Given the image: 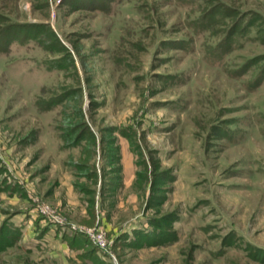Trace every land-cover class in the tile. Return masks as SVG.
Instances as JSON below:
<instances>
[{"label":"rangeland","instance_id":"374dc122","mask_svg":"<svg viewBox=\"0 0 264 264\" xmlns=\"http://www.w3.org/2000/svg\"><path fill=\"white\" fill-rule=\"evenodd\" d=\"M95 1L0 0V39L50 24L65 45L0 54V229L11 232L0 264H83L88 251L97 264H264V84L248 95L221 72L256 59L257 73L264 33L237 34L213 70L202 40L179 49L198 0H122L113 16ZM218 1L230 23L264 20V0ZM82 121L94 139L65 148L60 128Z\"/></svg>","mask_w":264,"mask_h":264},{"label":"trees","instance_id":"16d2710c","mask_svg":"<svg viewBox=\"0 0 264 264\" xmlns=\"http://www.w3.org/2000/svg\"><path fill=\"white\" fill-rule=\"evenodd\" d=\"M96 2L97 0L90 5L93 12H99L106 16H111L115 5H119L122 0H100V3L98 2L97 4ZM83 7L89 6L85 5ZM194 14L195 16L193 17ZM194 14L190 17V20L187 22V29L190 31L191 39H183L179 44V49L186 51L188 55H192L195 53L193 44L195 43L194 38L199 41L202 40L200 47V51H202L201 59L207 62L212 69L214 68L213 70H216L215 68L217 67L215 65L218 60L222 61L225 58L228 60V57L231 55V53L236 50L235 44L237 43V34L242 33L246 36L250 34L249 30H252L257 31L255 34L256 37L257 35H260V33H264V20L262 16H256L253 13H251V15H247L246 13L238 17L236 21H233V23H230L233 17H237V14L233 12L229 7L224 6L218 0H198V3L194 8ZM249 17H252L253 19L248 20ZM216 25L217 28H215ZM10 28L11 26L7 29ZM14 28H17V30L15 31L16 33L14 35L10 37H8V35L6 38L0 39V54L9 53L10 48L14 43H19L23 45L31 41L37 43L39 47L48 52H58L60 50L57 51V49L65 47V45L60 41L58 35L50 26V24L32 26L30 30L24 29V26L22 25H14ZM218 33L221 34L222 38L219 39L215 45L208 44L205 42L209 37L216 36ZM206 34H209V36L205 39L204 37ZM0 35H2V33ZM112 60L116 65H119L123 58L121 57V55L112 54ZM257 62L259 61H257L256 59H249L248 61H243V63H239L238 61H236L224 67L221 72L226 74V76L231 78L232 80L238 81L240 83V88H242V90L247 92L249 95L255 90L259 89L264 84V65L262 67H259L257 73L251 71V67L257 64ZM45 64L49 66L48 68L51 69H61V67H59L61 65L52 64V60L50 62L47 61ZM185 76H187V74ZM179 77L181 78L180 75ZM58 98L57 100H40L37 103L39 109L42 111H50L52 108L61 104V100L65 99L66 96H63V99ZM43 102H45V104H43ZM89 128L90 126L86 121L70 124L66 127L65 130L60 128V132H62L61 137L65 144L64 147L81 148V145L83 144L82 142L85 137H88L89 142L91 138L94 139L95 135L90 133L91 129ZM121 131L123 133V136L126 135V137H130L131 134H124V131ZM76 133L77 135L73 139L72 136ZM225 134H227V140L229 139L231 141H235L234 136L236 137L237 134L235 133V131L229 132L225 130ZM92 150L93 152L91 155L96 152L95 149ZM80 166L81 163H79V166L76 165L75 167L76 169H80L83 165L81 167ZM4 172H6V169L0 167V176ZM95 173H97V171L92 170L90 174L91 176H93ZM5 181L6 178L1 181V184H3ZM3 227L4 226H2L0 229V250L3 249V247L5 246L8 247V235L11 233L8 230L6 231V229H4ZM49 228L50 225L47 224L43 228L42 233L49 231ZM7 232H9V234H7ZM128 236L129 235H127V238ZM82 237V235L77 234L76 241L84 242V239ZM142 238L145 239L146 236H144L143 234ZM135 241L136 240L134 239L130 243H135ZM80 258L83 264L88 259H91L95 264H97L96 260H98V258L96 259L95 257V252L93 251H88L85 254L82 253L80 255Z\"/></svg>","mask_w":264,"mask_h":264},{"label":"built area","instance_id":"2783aa9c","mask_svg":"<svg viewBox=\"0 0 264 264\" xmlns=\"http://www.w3.org/2000/svg\"><path fill=\"white\" fill-rule=\"evenodd\" d=\"M41 213L44 216H46L52 222V224H55V225H59V224H62L63 225L64 224L59 219H56L55 217H53L45 207L43 209H41ZM95 238H96V235H95ZM96 239H98L97 241L99 243H101L100 241L102 240V237H100V235Z\"/></svg>","mask_w":264,"mask_h":264},{"label":"crops","instance_id":"0c3cea01","mask_svg":"<svg viewBox=\"0 0 264 264\" xmlns=\"http://www.w3.org/2000/svg\"><path fill=\"white\" fill-rule=\"evenodd\" d=\"M85 203V202H84ZM1 218V217H0ZM52 229V226L50 225V228H49V231ZM49 231H48V233H49Z\"/></svg>","mask_w":264,"mask_h":264}]
</instances>
